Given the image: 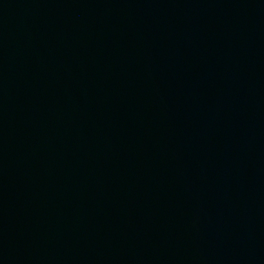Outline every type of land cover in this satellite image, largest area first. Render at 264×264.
I'll use <instances>...</instances> for the list:
<instances>
[{
  "label": "water",
  "instance_id": "95a60500",
  "mask_svg": "<svg viewBox=\"0 0 264 264\" xmlns=\"http://www.w3.org/2000/svg\"><path fill=\"white\" fill-rule=\"evenodd\" d=\"M0 264H264V0H0Z\"/></svg>",
  "mask_w": 264,
  "mask_h": 264
}]
</instances>
